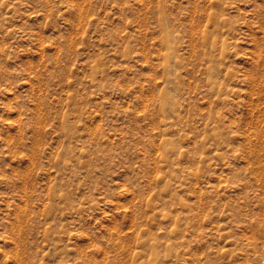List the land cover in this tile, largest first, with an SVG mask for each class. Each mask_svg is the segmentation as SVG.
I'll list each match as a JSON object with an SVG mask.
<instances>
[{
    "label": "rangeland",
    "instance_id": "rangeland-1",
    "mask_svg": "<svg viewBox=\"0 0 264 264\" xmlns=\"http://www.w3.org/2000/svg\"><path fill=\"white\" fill-rule=\"evenodd\" d=\"M0 264H264V0H0Z\"/></svg>",
    "mask_w": 264,
    "mask_h": 264
},
{
    "label": "bare ground",
    "instance_id": "bare-ground-1",
    "mask_svg": "<svg viewBox=\"0 0 264 264\" xmlns=\"http://www.w3.org/2000/svg\"><path fill=\"white\" fill-rule=\"evenodd\" d=\"M258 233H259V231H258ZM156 259H157V254L156 253H152V255H151L152 262H154Z\"/></svg>",
    "mask_w": 264,
    "mask_h": 264
}]
</instances>
